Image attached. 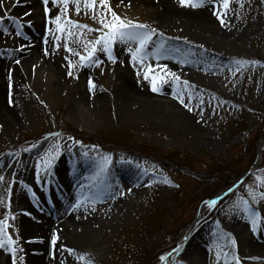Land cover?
<instances>
[{"label":"rangeland","instance_id":"374dc122","mask_svg":"<svg viewBox=\"0 0 264 264\" xmlns=\"http://www.w3.org/2000/svg\"><path fill=\"white\" fill-rule=\"evenodd\" d=\"M30 1L3 0L0 6V64L11 67L8 86L14 96L12 116L0 113L17 120L0 129V221L5 225L0 264H42L28 248L33 230L47 219L63 222L67 208L73 209L76 224L60 234L61 264H237L234 257L239 264H264L260 169L208 206L190 231L203 201L231 188L230 178H218L214 171L244 173L264 142V0H230L225 23L234 32L221 43L164 16L155 2L171 11L199 6H182L179 0H108L121 19L148 26L138 31L155 30L140 53L143 62L134 61L130 52L138 42L119 38L112 44L115 62L102 45L91 60H81L107 31L101 16L112 19L99 3L93 10L82 0L79 12L74 0L67 12L60 0H49L48 13L45 5L39 10L55 31L50 48L36 50L31 42L45 39ZM56 15L63 32L53 22ZM33 50L47 54L33 58ZM153 76L155 92L181 94L194 127L185 123L173 100L145 96L154 93ZM89 80L95 84L94 98L88 94ZM189 87L196 89L193 96ZM72 132L127 152L118 158L117 152L98 156ZM154 153L169 154L182 167L170 171L136 159ZM140 226L149 233L141 244L133 239ZM8 237L15 241L11 246ZM122 237L138 246L126 254ZM177 240L180 247L170 259L154 252Z\"/></svg>","mask_w":264,"mask_h":264},{"label":"bare ground","instance_id":"6f19581e","mask_svg":"<svg viewBox=\"0 0 264 264\" xmlns=\"http://www.w3.org/2000/svg\"><path fill=\"white\" fill-rule=\"evenodd\" d=\"M141 1H144V0H141ZM160 3L158 1L155 2V4H159V7H161L160 10L165 13L163 14L164 16L170 17L172 18V20L185 22L186 25L190 26L191 28H195V30H197L199 34H201L203 37H210L214 41L221 40L220 43L232 37L234 29L228 24H226L229 21V19L226 15L225 9L220 6L221 0H205L203 2V6H199L198 8L190 10V9H182V7H180V10H176V11H171L164 4H160ZM29 4H30V9H29L30 11H33L32 9L36 10V12H33V14L36 15L35 18L38 21L40 29L42 30L41 34L43 33V39H45L44 43L31 42V43H34L33 48H35L36 50L38 49V51H40L41 49L50 48L49 42L53 37L55 27L50 26V23H51L50 20L46 18H41L40 16L39 10L45 4L43 3V1H39V0L38 1L32 0L29 2ZM220 17H222L223 23H221ZM24 44L25 42L23 43V45ZM36 50L31 51V55L33 58L36 56L39 58L41 56H46L45 55L46 53L44 52L38 53ZM122 59H124V56H122ZM10 71H11L10 66L5 65V64H0V112H2L3 110L5 111V113H9L12 111V104L14 101V96L12 95L11 89L8 86V82H10V78H12L11 76L9 77V75L12 74L10 73ZM4 85H5V89H4ZM195 90L196 89L189 87V89H187V93L190 96L191 95L193 96V94H195ZM134 93L135 92H132V96ZM88 94L91 98H94L95 92L93 88L91 89L88 88ZM134 96H136V94H134ZM145 96L153 100L154 99L173 100L172 102H175L174 105L177 107L176 109L179 112V114L185 117V120H184L185 123L187 125L189 124V126H192V127L195 126L193 124V121L195 120L194 117L187 116L184 113L186 108L181 102L183 101L180 98L181 94L178 97V96H173V95H167L164 92H154V93L147 92V94L145 93ZM5 113L4 114L0 113V129L2 130L9 128L10 125H12L13 127L17 122L16 119L10 117L8 114H5ZM71 178L72 177H70V179ZM27 188H29L30 191L34 192V190L31 187L27 186ZM77 190L79 189H76L75 191ZM104 191L105 190L102 189V193ZM72 211L73 209L71 210L65 209L61 213V215H65V219L63 220V222L59 224H56L47 219L46 221L42 222L40 225H38L33 230L34 235L30 238L28 242V248H29L30 254H32L33 257L36 258V260L42 261V264H61L62 263V261L60 262V260H61V256L63 252V240H62V235L60 234L61 232L68 231L70 226H73L74 224H76V223L73 224V222H75L73 221L75 218L74 217L75 215L71 213ZM76 222L77 223L81 222V220H77ZM53 234H56L58 237L55 245L51 243V238Z\"/></svg>","mask_w":264,"mask_h":264},{"label":"snow or ice","instance_id":"6c2138e0","mask_svg":"<svg viewBox=\"0 0 264 264\" xmlns=\"http://www.w3.org/2000/svg\"><path fill=\"white\" fill-rule=\"evenodd\" d=\"M19 2V0H17V3ZM57 0H52V3H56ZM60 2L64 5V11L67 12V5L69 3V0H60ZM74 2L77 5V12L80 11L79 5L81 3V0H74ZM84 7L85 8H89V9H95V6L97 3L100 4L101 8L106 10L107 12L111 13L112 19L111 20H107V18L105 16H101L99 23L103 26L104 29H107L106 32L103 33V35H101L99 38H97L95 41L92 42V47L91 49L87 52L86 56H81V60L82 61H86V60H91L94 57L95 52L98 50L97 49V45H102L101 50L104 51L105 53H107L108 58L110 60H112L113 62H115V57L112 55V44L115 42V40L117 38H119L122 42H128V41H136L139 44V47H137L135 50H131V55H132V59L134 61H140L143 62V57L140 55L141 52H143V50L145 49V47L148 45V43L151 41L152 39V35L154 34L155 30H146V31H138L139 29H147V25H143V24H134L131 21H126L121 19L119 16H117V14L115 12H113L111 10L110 5L108 4V0H82ZM180 4L182 6H192V7H197V6H203V0H200V3H193V0H179ZM43 3L45 4V13H48L50 10L47 7V5L49 4V0H43ZM3 4V0H0V6H2ZM230 4V0H221V4L220 6L223 7L224 9H227L229 7ZM27 15H30V13H26ZM221 19V23H223V19L222 17H220ZM56 24V28L57 31L59 32H63L65 31V27L61 24V16L60 15H56L55 16V20L53 21ZM67 23L71 24L73 23L72 21H68ZM77 27H79V25H76ZM87 27V26H84ZM17 35H19V32L16 33ZM71 34V33H69ZM47 54V53H46ZM17 63H19V61H17ZM97 63H99V61H97ZM152 71L151 67L149 66L147 72H145V79L149 78V73ZM69 75H71V72H69ZM174 75V74H172ZM152 90L158 91L157 88V77L153 76L152 78ZM89 88H94L95 84L89 80ZM54 159V157H52ZM105 162H108V158H105ZM45 165L50 167L51 166V160L50 159H46L44 161ZM0 180H3V177H0ZM261 197L264 198V193H261ZM209 204H214L215 201H211V202H206ZM252 224L253 227L255 228L256 224H257V219H253L252 220ZM4 222L0 221V235H4ZM57 235L53 234L52 238H51V243L53 245L56 244L57 242ZM15 241L12 240L11 237L7 238V244L9 246H11L12 244H14ZM4 246V241L0 240V247ZM13 252L15 251V249H11ZM234 259H236L237 264H239V259L238 257H234Z\"/></svg>","mask_w":264,"mask_h":264},{"label":"trees","instance_id":"16d2710c","mask_svg":"<svg viewBox=\"0 0 264 264\" xmlns=\"http://www.w3.org/2000/svg\"><path fill=\"white\" fill-rule=\"evenodd\" d=\"M74 134L77 136V137H80V136H82L81 134H79V133H77V132H74ZM89 141H91L90 139H89ZM92 142V141H91ZM93 143V142H92ZM96 143L98 144V143H100V142H98V141H96ZM104 145V144H103ZM247 147V153H249L250 151H249V148H248V146H246ZM165 156H166V154H165ZM152 157H154V164H156V165H159V166H161V167H165V168H169V169H171L172 168V164L173 165H175L177 168H180V167H182L181 166V164H178L177 163V161L174 159V160H171V158L169 157V154H168V156H166V158H164V157H160V155H156L155 153L154 154H152ZM208 166H209V164H208ZM233 173H231V172H218V173H216V171H214V175H217L218 176V178L221 176V178H230V176H229V174L231 175H234L236 178H239L242 174H240L236 169H234L233 171H232ZM223 184V183H222ZM158 212H161V210H159ZM155 221V220H154ZM156 223H155V227H156V225H157V223H158V221H155ZM147 234H149V233H145V230H144V228L143 227H139V233H136L135 235H133V239L135 240V241H137V242H139V241H142V239L143 238H145L146 236H147ZM123 239H121V241L124 243V247H123V250L124 251H126V254L127 253H129V251L133 248V247H136V246H138V244H134V242H130L129 240V238L130 237H128V238H126V237H122ZM140 243V242H139ZM122 250V249H121ZM143 248H140V251H142L143 252ZM147 254V253H146ZM155 264V263H154Z\"/></svg>","mask_w":264,"mask_h":264},{"label":"water","instance_id":"95a60500","mask_svg":"<svg viewBox=\"0 0 264 264\" xmlns=\"http://www.w3.org/2000/svg\"><path fill=\"white\" fill-rule=\"evenodd\" d=\"M263 151H264V144L259 148V150H258V152H257L256 159H255V161H254V164H253L252 168H251V169H250V170H249V171L243 176V178H242L240 181L237 182L238 185L242 184L243 181H244L246 178H248V177L251 175V173L254 171V169L258 166ZM208 204H209V203H205L204 206H206V205H208ZM202 208H203V207H202Z\"/></svg>","mask_w":264,"mask_h":264}]
</instances>
